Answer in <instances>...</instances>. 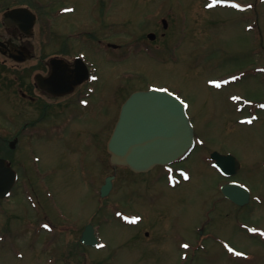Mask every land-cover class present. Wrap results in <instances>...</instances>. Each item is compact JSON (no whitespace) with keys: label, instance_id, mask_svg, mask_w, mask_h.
<instances>
[{"label":"rangeland","instance_id":"1","mask_svg":"<svg viewBox=\"0 0 264 264\" xmlns=\"http://www.w3.org/2000/svg\"><path fill=\"white\" fill-rule=\"evenodd\" d=\"M17 1L0 0V18L1 6ZM100 1L39 0L48 12L37 54L84 51L99 80L85 110L70 105L51 116L63 123L0 151L20 178L0 200V264H264V3L245 13L236 8L244 0ZM88 32L117 49L89 48ZM150 88L181 98L195 145L169 166L141 173L117 167L101 197L113 170L105 144L119 107ZM4 92L0 135L9 139L5 118L17 120V112ZM213 152L235 157L238 171L220 173ZM227 179L249 190L248 203L222 196ZM85 224L96 228L98 246L79 242Z\"/></svg>","mask_w":264,"mask_h":264},{"label":"water","instance_id":"2","mask_svg":"<svg viewBox=\"0 0 264 264\" xmlns=\"http://www.w3.org/2000/svg\"><path fill=\"white\" fill-rule=\"evenodd\" d=\"M12 18L27 34L24 21L32 28L34 15L27 8H13L3 13L2 21L8 24ZM166 26L165 20H163ZM153 39L154 34H148ZM50 73L47 77L36 75L37 86L49 93L59 94L67 91L80 79V73H87L80 59L75 60L71 68L60 59L49 61ZM56 84V87L54 85ZM194 145V131L183 102L171 92L161 89L137 90L132 92L121 104L120 111L106 143L110 163L125 166L133 172H146L156 165L171 164L185 156ZM211 158L215 166L225 175L234 174L239 163L230 154L213 152ZM114 175L105 178L100 195L105 196L112 188ZM16 179L15 171L0 158V198L12 188ZM222 195L238 205L249 199V191L243 186L229 182L220 187ZM84 244H97L93 227L87 225L81 234Z\"/></svg>","mask_w":264,"mask_h":264},{"label":"flooded vegetation","instance_id":"3","mask_svg":"<svg viewBox=\"0 0 264 264\" xmlns=\"http://www.w3.org/2000/svg\"><path fill=\"white\" fill-rule=\"evenodd\" d=\"M100 2L102 3V0ZM262 4V0H244V12H251L256 9V6ZM20 7L29 9L35 17L33 26L30 29L27 26L28 22L24 21V25H26L24 28H26L29 34L17 26V24L12 23V18L8 20V24H4L2 21L5 11ZM46 12L44 11V4L40 3L39 0L7 2L2 9L0 18V28L2 29L0 35V56L2 57L0 59V89L6 92H4V95L6 94L4 100L7 98L10 108L17 112H15L17 120H14L11 115H9V118H5V124H7L6 126L11 135L9 139L0 135L1 152H4L5 148L7 150L15 149L18 141L24 138L40 136L43 126L50 128L55 124L63 123V119L60 122H53L51 116L63 115L70 105L85 110L91 104L93 95L95 94L94 86L99 80L98 71L96 70V65L90 61L91 59L86 52L71 53L72 51L69 49L66 51L60 49L58 53H55L48 59H44L43 56L37 54V49L42 48L44 43L45 32L41 19H43L42 16ZM246 17L245 19H249L248 16ZM162 24L161 26L164 27ZM72 33L69 34V39L77 37V35H73ZM88 33L92 39L91 43H89L91 44L89 48L101 53H107L108 49H117V46H112L111 42H108L106 39L93 37L91 32ZM56 35L59 36V34ZM158 36L164 37V32L161 31ZM156 37L157 35L155 34V38L152 41ZM63 41L66 47L68 41ZM85 48L89 51L87 46ZM52 57L62 60L71 68L74 67L75 60L80 58L86 66L87 73H80L78 76L80 81L67 91L61 92L63 85L57 82V86L60 88L59 94L46 92L37 86L36 75H41L42 77L49 75L51 70L49 61ZM54 85L56 87L55 83ZM98 105L100 106L101 102L97 103L95 108ZM29 108L32 110L33 115L36 114L35 117H28L27 109ZM47 111L50 112L47 113ZM0 157L5 158L1 153ZM5 159L10 163L9 159ZM12 195L13 192H10L8 197Z\"/></svg>","mask_w":264,"mask_h":264},{"label":"trees","instance_id":"4","mask_svg":"<svg viewBox=\"0 0 264 264\" xmlns=\"http://www.w3.org/2000/svg\"><path fill=\"white\" fill-rule=\"evenodd\" d=\"M4 6H5V4L2 5V7H4Z\"/></svg>","mask_w":264,"mask_h":264},{"label":"snow or ice","instance_id":"5","mask_svg":"<svg viewBox=\"0 0 264 264\" xmlns=\"http://www.w3.org/2000/svg\"><path fill=\"white\" fill-rule=\"evenodd\" d=\"M214 2H216V0H214ZM133 222H135V221H133Z\"/></svg>","mask_w":264,"mask_h":264}]
</instances>
